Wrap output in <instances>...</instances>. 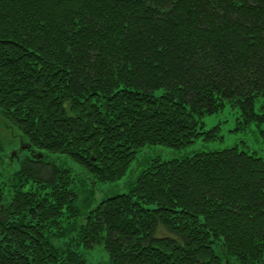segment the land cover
Here are the masks:
<instances>
[{"label":"trees","instance_id":"trees-1","mask_svg":"<svg viewBox=\"0 0 264 264\" xmlns=\"http://www.w3.org/2000/svg\"><path fill=\"white\" fill-rule=\"evenodd\" d=\"M226 106L264 141V0H0L2 114L94 182L122 180L146 146L215 140L203 119ZM35 164L10 201L0 186V264H87L53 243L75 231L109 264H264V159L239 145L152 157L79 228L74 171Z\"/></svg>","mask_w":264,"mask_h":264},{"label":"rangeland","instance_id":"rangeland-1","mask_svg":"<svg viewBox=\"0 0 264 264\" xmlns=\"http://www.w3.org/2000/svg\"><path fill=\"white\" fill-rule=\"evenodd\" d=\"M262 101L257 104V109L260 108ZM239 114L236 109L226 106L220 113L204 117V131H211L216 127L220 128L218 137L215 140L205 141L199 139L181 151L163 146H146L139 152L137 159L132 163L127 175L122 180L117 183L102 185L89 179L85 172L68 158L56 156L47 158L37 150L31 149L20 131L12 126L11 122L4 117L0 110V186L4 190L5 201L11 200V180L27 158L36 162L35 168L39 171V177L45 180L52 179L54 167L65 165L74 171V189L78 195L77 206L80 211V218L76 221L77 228L85 223V217L89 211L94 209L109 193L126 192L128 180L130 178L134 179L139 174L142 163L149 161L152 157L170 160L192 155L199 151L221 150L239 145L241 149L255 153L264 159V141L260 134V128L255 123H252L246 129L238 130L236 123ZM34 185L33 183L30 186L34 187ZM66 221L73 222L72 220ZM156 236L180 240L177 235L169 232L161 225L157 228ZM76 237L77 232L75 231L67 238L54 239L53 243L62 250L67 249V247L75 249L85 258L87 264H109V257L103 246L95 247L92 250H84L81 246H77ZM71 241L73 243L70 244ZM215 251L221 258L223 257V261H226L227 258L223 256L224 251L221 243L215 245Z\"/></svg>","mask_w":264,"mask_h":264}]
</instances>
